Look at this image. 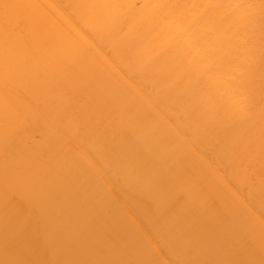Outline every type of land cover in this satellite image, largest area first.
<instances>
[{"label":"bare ground","instance_id":"bare-ground-1","mask_svg":"<svg viewBox=\"0 0 264 264\" xmlns=\"http://www.w3.org/2000/svg\"><path fill=\"white\" fill-rule=\"evenodd\" d=\"M262 191L264 0H0V209L55 264H264Z\"/></svg>","mask_w":264,"mask_h":264},{"label":"rangeland","instance_id":"rangeland-1","mask_svg":"<svg viewBox=\"0 0 264 264\" xmlns=\"http://www.w3.org/2000/svg\"><path fill=\"white\" fill-rule=\"evenodd\" d=\"M140 5H141V2L140 1H137L136 3H135V7L136 8H139L140 7ZM101 87H103V86H101ZM42 137H43V134H42V132L40 131V130H34V131H31V132H29V134H26L24 137H23V140H24V142L27 144V145H33V144H38V143H40L41 142V140H42ZM9 158V155H5L4 156V160H6V159H8ZM179 169L181 170V171H183V172H185V171H187L188 170V166L186 165V164H182V165H180L179 166ZM200 185V183H199V181L197 182L196 181V186H199ZM262 192H264V191H262ZM176 199V201H175V203H182V201H183V198H182V196L179 194V196L177 197V198H175ZM7 206V205H6ZM9 206V205H8ZM4 208H7L8 209V207H4ZM14 209L13 210V213L15 212V215H16V212H18L19 211V209H17V207H16V210H15V207L14 206H12V207H10L9 208V210L10 209ZM12 209L10 210V211H12ZM1 214H4V215H0V217H1V219L0 220H4L5 219V212H9V211H6V210H3V211H5L4 213H3V211H2V205H1ZM19 213V212H18ZM212 213H213V221H214V223H213V227H212V231H213V233L214 234H216V235H218L219 236V240H222V241H225L226 243L225 244H228L229 243V238H231L232 236H238L239 234H241V228L240 227H238L237 225H235L233 222H232V217H231V215L230 214H228V213H222V212H220L219 211V209L217 208V207H215V208H213L212 209ZM7 215H9L8 213H7ZM2 216H4L3 217V219H2ZM11 216H12V212H11ZM13 216H14V214H13ZM12 216V217H13ZM120 215H118V217H117V219H120V217H121V219L120 220H122L123 222H120V221H118L117 219H116V224H117V226L119 225V226H121V228L123 229V228H125V226L127 225H130V223H129V221H130V218L127 216V217H125V216H120ZM9 217V216H8ZM7 217V218H8ZM15 217V216H14ZM122 217H123V219H122ZM125 217V218H124ZM6 218V220L5 221H3V224L5 225V224H7L8 226H10V227H8L7 225H5L6 227H8V229L6 228V227H2L3 229H7V230H10V234L8 233V236H10L11 237V234H14V235H17V237L16 238H19V236H22V237H20L19 238V240H18V242H17V239H16V241H15V239H13V237H15L14 235L11 237V239H13L11 242L13 243V241H15V243H13V244H15L16 245V248H15V251H14V247L13 246H15V245H12L10 242H9V240H11L10 238H9V240L8 239H6L7 241H5V243H6V245H8V244H10V246L8 245V246H6L5 245V243L3 244V245H5L7 248L9 247V251H10V249H11V253H9L10 255L12 254V255H15V256H13L15 259H13V257H12V255H11V259L9 258L8 259V257L10 256V255H8V251L7 252H5V253H7L5 256H7L6 258L8 259H6L5 258V256H4V254L2 253V257L3 258H5L4 260H6V262H2L3 260H2V257L0 256V264H14L15 262V264H20V263H24V264H34V262L36 263V262H38V263H36V264H44L43 262L45 261H47V259H51V257H52V259L50 260V262L48 261V264H52L53 262V264H55V261L56 262H58L56 259H55V261L53 260L54 258H53V256H52V253H51V251L52 250H50V249H46V247L48 248L49 246V244H44V246H42L43 247V250H40V252H39V249H37V251H36V254H35V251L34 250H36L35 249V246L36 247H40L41 245H43V243L44 242H48L47 240L48 239H46V237H48V235L46 236V237H44L45 235L43 234V232H40L39 234L41 235H37V236H40V241L41 242H39L38 241V244L36 245H34V247L29 243V242H34V240L35 239H39V237L38 238H32V236L30 237V238H28V243L26 244V239H27V237H29V236H27V234L25 235V233L24 234H22V229H18V228H20L19 226H18V228L16 227L17 225H19V224H15L16 226H14V227H16V230L14 229V232H18V234H19V232H20V234L18 235L17 233H14L13 232V229H12V226L14 225V223H15V220H10L9 222H11V224L10 223H7L8 222V219ZM9 219H13V218H9ZM2 221L0 222L1 224H2ZM7 221V222H6ZM13 221H14V223H13ZM5 222V223H4ZM118 222V223H117ZM39 223V224H38ZM42 223V222H41ZM40 222H37V224H38V226H37V224H33L32 223V226L34 225V226H37V227H40V224H41ZM121 223V224H120ZM122 223L123 224H125V225H123L122 226ZM10 224V225H9ZM45 224H47V223H45ZM3 225V226H4ZM42 225H44V223H42ZM41 225V226H42ZM114 225H115V223H113L112 225L110 224V228H109V231H110V229L111 230H113L112 229V226H113V228H114ZM0 226H2V225H0ZM116 227V228H114V229H116V230H118V228H120V227ZM13 227V228H14ZM10 228V229H9ZM18 229V230H17ZM107 230H108V228H107ZM211 231V232H212ZM124 233H126L127 232V230H124L123 231ZM44 235V236H42V234ZM22 234V235H21ZM24 235V236H23ZM8 236H4L3 237V235H2V237H1V240L3 239V241L2 242H4V238L6 237V238H8ZM36 236V237H37ZM42 237H44V238H42ZM34 239V240H30L29 241V239ZM1 240H0V249H1V247L3 246L2 245V242H1ZM43 240V241H42ZM231 241V240H230ZM9 242V243H8ZM36 243H37V240L35 241ZM8 243V244H7ZM17 243H20V244H17ZM24 243V244H23ZM41 243V244H40ZM21 244H23V245H21ZM29 244V245H28ZM146 244H148V242L146 241ZM241 245V246H247V247H250L251 245H252V242H251V240L249 239V238H246V237H244V238H242V239H237L235 242H234V246H236V245ZM39 245V246H38ZM45 245H47V246H45ZM5 246H4V251H5ZM21 246V247H20ZM24 246H26V249L25 248H23ZM29 246H31V247H33L34 249L32 250V248L30 249L29 248ZM17 247H18V249L20 250H23V254H20L21 256L19 257V251H17ZM42 247H40V249H42ZM51 247V249H52V246H50ZM3 248V247H2ZM27 248H29L30 249V251H28V249ZM44 249H46V250H44ZM3 250L1 249V251L0 252H3ZM6 250H8V249H6ZM20 250V253H22V251ZM26 250H27V252H26ZM17 251V253H18V255L15 253ZM31 251H34V252H31ZM249 252H250V254H252L253 253V251L251 250V249H249ZM44 253V254H43ZM1 254V253H0ZM38 254V255H37ZM46 254H48L47 256L48 257H50V258H48L47 257V259L46 258H44L43 259V261H42V258H43V256L44 255H46ZM49 254H51V255H49ZM35 255H36V257H35ZM42 255V256H41ZM16 256H17V258H16ZM42 257V258H41ZM55 257V256H54ZM20 258L22 259V261L20 260ZM33 258V259H32ZM39 258V259H38ZM34 259H36L35 261H34ZM25 260H27V261H25ZM42 261L41 263L39 262V261ZM8 261V262H7ZM15 261V262H14ZM30 261V262H29ZM31 261H33V262H31ZM84 261V260H83ZM18 262V263H17ZM20 262V263H19ZM29 262V263H28ZM22 263V264H23ZM59 263H60V261H59ZM231 264H235V262H232Z\"/></svg>","mask_w":264,"mask_h":264},{"label":"crops","instance_id":"crops-1","mask_svg":"<svg viewBox=\"0 0 264 264\" xmlns=\"http://www.w3.org/2000/svg\"><path fill=\"white\" fill-rule=\"evenodd\" d=\"M104 246V245H103ZM99 249H102V248H99ZM98 251H100V253H101V250H98ZM98 251L96 252V253H98Z\"/></svg>","mask_w":264,"mask_h":264}]
</instances>
